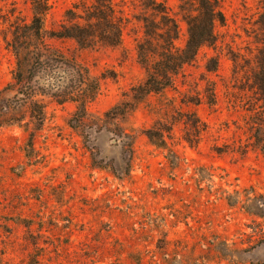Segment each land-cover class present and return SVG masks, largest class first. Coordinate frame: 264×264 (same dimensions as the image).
Instances as JSON below:
<instances>
[{"label":"rangeland","instance_id":"1","mask_svg":"<svg viewBox=\"0 0 264 264\" xmlns=\"http://www.w3.org/2000/svg\"><path fill=\"white\" fill-rule=\"evenodd\" d=\"M112 1L121 45L78 49L48 36L92 0H48L45 44L61 63L53 64L52 88L31 79L44 112L34 132L28 102L9 87L11 33L29 24L31 6L0 0V264H264L259 0H219L225 24L215 26V44L197 52L172 88L118 118L106 114L128 103L144 78L136 18L149 13L135 0ZM156 1L177 15V0ZM64 62L97 84L82 123L71 120L75 105L60 99L80 80Z\"/></svg>","mask_w":264,"mask_h":264},{"label":"trees","instance_id":"2","mask_svg":"<svg viewBox=\"0 0 264 264\" xmlns=\"http://www.w3.org/2000/svg\"><path fill=\"white\" fill-rule=\"evenodd\" d=\"M27 1L31 6L30 22L22 28H15L11 33L9 47L15 58V69L9 87L28 102L29 120L34 126L33 131L36 132L42 126L44 112L40 102L35 100L37 94L31 88V79L39 75L45 78L52 88L54 84L50 76L54 70L53 64L61 62L58 60V52L45 44L42 19L49 10L48 0ZM135 1L149 13L148 16L136 18L142 29V37L135 43V53L144 78L141 83L130 89L129 102L117 104L107 112L106 117H122L132 112L134 106L142 103L147 97L160 95L172 88L175 77L184 66L195 60L197 52L203 47H212L215 44V26L225 24L219 0H177V15L171 14L163 3L156 0ZM259 3L262 9L259 26L264 31V0H259ZM80 9L77 14L68 11L65 14L68 25H61L56 32L48 36L49 39L70 40L78 49H90L97 45L117 48L121 45L122 23L116 16L112 0H92L89 6L84 5ZM180 23L185 27V40L181 47L176 44L181 35ZM260 55L261 61L255 73L254 86L264 107V49L260 51ZM62 65L76 73L80 80H75L74 86L60 99H66L75 105L71 120L82 123L87 116L86 106L96 94V81L91 79L86 71L83 75L86 78L82 80L81 72L70 62H64ZM52 97L58 99L56 95ZM64 101L61 100L62 103ZM146 137L153 146L164 148L163 144L154 142L155 136L147 134ZM32 140L33 134H28L29 145ZM230 197L228 195L224 201L228 207H233L237 202H231ZM257 204L263 205L264 200L258 201ZM245 211L258 216L256 212Z\"/></svg>","mask_w":264,"mask_h":264}]
</instances>
